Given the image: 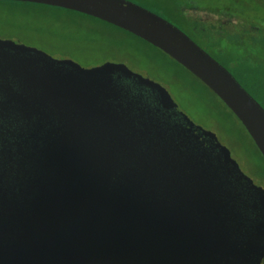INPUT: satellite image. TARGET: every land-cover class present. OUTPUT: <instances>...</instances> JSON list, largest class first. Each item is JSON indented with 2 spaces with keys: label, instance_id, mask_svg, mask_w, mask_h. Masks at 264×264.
Returning a JSON list of instances; mask_svg holds the SVG:
<instances>
[{
  "label": "water",
  "instance_id": "95a60500",
  "mask_svg": "<svg viewBox=\"0 0 264 264\" xmlns=\"http://www.w3.org/2000/svg\"><path fill=\"white\" fill-rule=\"evenodd\" d=\"M7 1L73 10L159 48L220 98L264 159V108L159 15L128 0ZM0 138L23 144L0 164V264H258L264 252V224L244 214L229 174L262 189L122 64L84 68L0 39Z\"/></svg>",
  "mask_w": 264,
  "mask_h": 264
},
{
  "label": "rangeland",
  "instance_id": "374dc122",
  "mask_svg": "<svg viewBox=\"0 0 264 264\" xmlns=\"http://www.w3.org/2000/svg\"><path fill=\"white\" fill-rule=\"evenodd\" d=\"M128 1L172 21L168 13L149 6L147 0ZM163 1L153 0L158 5ZM173 1L166 3L170 5ZM221 1L232 2L234 14L244 12L249 24L241 18L212 14L191 6L184 7L183 11L217 37L236 40L244 33L257 41L264 36L261 31L264 0ZM38 31L53 42L47 37H38ZM0 37L41 49L54 58L72 60L84 68L122 64L130 72L158 84L183 117L213 134L240 172L264 188V161L239 119L203 82L141 40L70 11L6 0H0Z\"/></svg>",
  "mask_w": 264,
  "mask_h": 264
},
{
  "label": "trees",
  "instance_id": "16d2710c",
  "mask_svg": "<svg viewBox=\"0 0 264 264\" xmlns=\"http://www.w3.org/2000/svg\"><path fill=\"white\" fill-rule=\"evenodd\" d=\"M147 1L148 2L146 3L150 4L149 6L155 8L156 7L161 8L163 12L168 13L172 19V21L167 20L168 22H170L171 24L179 28L181 31H183L185 34H187L196 44H198L212 58H214L217 62H219L222 66H224L234 76V78L241 84V86L253 98H255V100H257L259 104L264 108V40H263L264 36H262L257 41H254L252 38H250V36L244 33H240L238 35L239 39L236 40L217 37L211 32H209L208 29H205L203 26L193 22L189 17H187L185 12L183 11V8L190 6L196 7L198 9L204 10L212 14L225 15L226 17L233 16L238 19L241 18L244 22L249 24L250 22L249 18L246 17V14H244V12L243 13L237 12L236 14H234L232 10L234 4L232 2L226 4L221 0H182L181 2L175 0L170 5L166 3V1L168 0L159 2V5L155 4L153 0H147ZM11 2H16V1H11ZM20 3H29V2H20ZM30 4H35V3H30ZM36 5H42L45 7L55 8L63 11H70L79 14L81 16L88 17L92 20H96L97 22L105 24L108 27L120 30L127 35L133 36L141 40L151 48L160 52L161 54L166 55L173 62L178 64L187 72H189L186 68H184L181 64L176 62L174 59H172L169 55L164 53L159 48L152 46L151 44L145 42L143 39L135 36L134 34L122 28H119L108 22L102 21L95 17L88 16L73 10L48 6L45 4H36ZM145 8L151 10L148 7ZM155 14L165 19L162 15L156 12ZM261 31L263 32L261 33L264 34V27L261 28ZM40 36L47 37V40L49 42H53L52 38H49L48 35L45 36L40 31H38V37ZM92 41L94 43L97 42V40H92ZM258 153L260 154L259 150ZM260 156L263 159L261 154Z\"/></svg>",
  "mask_w": 264,
  "mask_h": 264
},
{
  "label": "flooded vegetation",
  "instance_id": "af4514ba",
  "mask_svg": "<svg viewBox=\"0 0 264 264\" xmlns=\"http://www.w3.org/2000/svg\"><path fill=\"white\" fill-rule=\"evenodd\" d=\"M0 39L12 40V38H9V37H7V38L6 37L5 38L0 37ZM12 41H14V40H12ZM14 42L20 43L18 41H14ZM148 95H150V99H153V101H155V96L153 94L148 93ZM0 146H1L0 147V164H1V163H3L2 161L6 162L7 158L9 160L15 158V156L12 157V156H10V154L15 153L18 148L23 146V144L18 145L16 143V141H13V140L10 141V143H8V142L5 143L0 138ZM3 150L5 151V153ZM214 161L217 162V160H215V159H214ZM229 176L231 177L232 185L234 187L237 186L241 190V192H243L244 198L246 200L245 203L247 204V207L242 210L244 212V214L248 215L252 219H255L257 221H261V223L264 224V188L262 186H257L253 183L255 186L260 187L263 192L255 189V188L251 189L244 182L241 184H238V182L235 181L236 178L234 179V177L231 176L230 174H229ZM263 228H264V226H263ZM262 245H264V244H262ZM251 259L255 263L264 264V252L262 254L258 253V255H256L255 253L252 254Z\"/></svg>",
  "mask_w": 264,
  "mask_h": 264
}]
</instances>
